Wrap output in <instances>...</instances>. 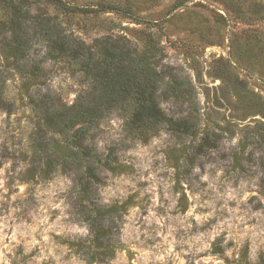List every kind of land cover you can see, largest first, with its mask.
I'll use <instances>...</instances> for the list:
<instances>
[{
    "label": "rangeland",
    "instance_id": "374dc122",
    "mask_svg": "<svg viewBox=\"0 0 264 264\" xmlns=\"http://www.w3.org/2000/svg\"><path fill=\"white\" fill-rule=\"evenodd\" d=\"M177 2L155 0L146 10L165 20L162 64L192 86L188 101L160 107L173 118L189 115L192 126L143 142L125 136L118 115L101 122L97 150L116 146L128 166L102 171L95 190L100 207L117 206L106 215L102 246L91 241L71 173L28 175L36 119L21 75L0 58V264H264V0ZM81 22L75 16L69 26L86 41L103 33L85 32ZM43 54L36 44L32 57ZM42 66L40 89L71 103L77 77L52 60Z\"/></svg>",
    "mask_w": 264,
    "mask_h": 264
},
{
    "label": "trees",
    "instance_id": "16d2710c",
    "mask_svg": "<svg viewBox=\"0 0 264 264\" xmlns=\"http://www.w3.org/2000/svg\"><path fill=\"white\" fill-rule=\"evenodd\" d=\"M154 1L0 0V58L21 75V93L36 119L28 175L47 178L57 170L73 175L79 207L96 246H102L106 215L117 208L97 204L95 190L103 181L101 172L128 170L118 160L116 146L107 147L106 152L97 150L93 139L101 122L118 115L125 136L143 142L161 129L183 135L192 126L189 115L173 118L160 107L162 100L188 101L192 86L161 62L159 21L165 20L152 21L146 10ZM106 13L134 23H152L156 30L122 26ZM75 16L81 18L85 32L103 33L89 41L77 36L69 26ZM38 43L44 46V54L32 57ZM45 60L77 77L80 88L71 103L40 89ZM5 102L0 85V104ZM203 146L201 141L194 151L203 152Z\"/></svg>",
    "mask_w": 264,
    "mask_h": 264
}]
</instances>
